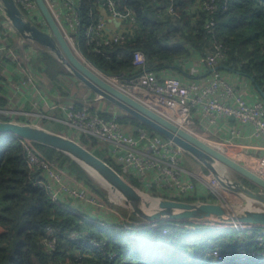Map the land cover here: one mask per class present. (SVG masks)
<instances>
[{
	"label": "trees",
	"instance_id": "1",
	"mask_svg": "<svg viewBox=\"0 0 264 264\" xmlns=\"http://www.w3.org/2000/svg\"><path fill=\"white\" fill-rule=\"evenodd\" d=\"M116 1L122 9L134 11L135 22L123 42L106 45L89 42L86 34L88 26L96 24L101 16L98 0H80L79 5L82 24L75 42L103 73L135 76L140 69L134 64V53L142 50L148 61L146 68L158 71L168 66L194 77L180 67L181 61L205 54L218 42L227 49L220 68L246 76L264 91V0H230L227 9L223 7L225 0H219L216 11L205 8L201 0ZM171 4L174 12L169 11ZM213 20L215 25L210 30L207 24ZM10 42L9 46L14 47V41ZM29 61L58 85L64 76L72 74L42 47ZM61 94L68 97L62 101L75 96L78 109L85 105L76 93ZM6 104L7 100L0 96V106ZM92 109L96 111V107ZM101 114L113 118L108 111ZM118 119L153 129L133 116L119 115ZM21 141L12 134L0 136V225L5 227L0 233V264H264V241L255 232L219 227V223L209 226L196 220H166L153 226L125 211L130 223L139 227L128 231L92 221L53 202L43 188L33 185L34 173L27 164ZM81 142L88 146L92 143L85 136ZM96 142L93 138V144ZM33 144L43 156L57 158L62 167L108 197L106 190L72 157L51 146ZM106 159L120 169L113 160ZM243 180L253 187L250 180ZM131 181L141 187L138 179ZM211 199H215L214 195ZM185 200L194 201L197 197ZM49 226L59 235L58 249L53 253L44 243ZM73 233L78 237L73 239ZM216 249L223 252V258L214 254ZM242 254H246V259L238 261L235 257Z\"/></svg>",
	"mask_w": 264,
	"mask_h": 264
},
{
	"label": "built area",
	"instance_id": "2",
	"mask_svg": "<svg viewBox=\"0 0 264 264\" xmlns=\"http://www.w3.org/2000/svg\"><path fill=\"white\" fill-rule=\"evenodd\" d=\"M15 1L34 23L49 28L37 0ZM201 1L207 9L212 11L219 9V0ZM45 2L60 28L62 25L65 31L76 39V33L82 24L80 0H45ZM98 2L101 16L96 24L88 26L86 30L88 41L99 45L123 42L132 32V24L135 22L134 11L122 9L116 0H98ZM229 6L230 0H225L223 7L227 9ZM169 11H175L173 4L169 6ZM117 22L120 23L118 27L115 25ZM214 25L213 20L208 22L207 27L212 30ZM0 27L12 28L18 36L9 21L1 15ZM20 38L25 42V39ZM31 47L34 49H27L26 54L27 63L30 65L32 54L38 50V47L32 45L29 48ZM96 49L99 50L98 47ZM10 51L14 55L18 54L14 49H0L5 57L9 56ZM226 55L227 49L216 42L214 49L198 56L200 62L198 70L190 69L191 59L182 60L180 67L194 74V77L175 72L168 66L158 71L146 68L148 61L142 50L134 53V64L140 69L135 76L107 75L97 68L122 90L198 137L202 138V135H205L203 140L226 154L235 158L228 153L227 150L230 149L237 151L239 156L245 155V162L242 158L236 159L264 177V96L261 89L253 82L244 85L242 80L230 75L233 71L220 68ZM28 82L35 84V78L28 75L24 83ZM51 106L61 115L56 118L62 120V127L69 126L73 131L78 132L75 139L82 141V137L85 136L92 142L90 146H86L95 152L100 151L97 153L104 159L113 160L120 169L110 164L119 173L130 181L132 178L138 179L141 187L154 193L155 196L181 200L197 197V200H202L200 198L202 195H199V184L207 183L209 177L212 180L216 179L212 172L206 175L203 168L191 170L187 166L189 152L174 140L154 129L120 122L119 115H127L124 111V113L108 111L89 103L78 109L73 98L68 101H53ZM0 107H2L0 114L4 113L9 117L2 112V110L6 111L3 109L6 106ZM92 107H96V111ZM103 111L110 112L113 118L103 116L101 114ZM247 127L251 130L248 137L243 139V132ZM200 129L204 130L205 134H201ZM4 135L6 134H0V136ZM208 137H212L213 140L210 141ZM93 138L97 141L95 144ZM21 140L27 164L34 173L33 185L43 188L53 202L106 226H117L128 231L139 228L130 223L124 213L108 201V197L101 195L86 181L62 167L57 158L49 159L36 149L33 141L23 138ZM240 149L255 150L256 153H252L255 155V161L248 163L246 159L248 153ZM210 189L216 192L213 186ZM198 222H207L209 226L216 225L211 221ZM152 225L157 226L158 222ZM231 227L247 230L249 233L255 232L257 238L264 241V226L246 224ZM58 236L55 228L52 226L47 228L44 243L51 253L58 249ZM77 237L78 234L73 233L72 238ZM214 254L223 258V252L219 249L214 250Z\"/></svg>",
	"mask_w": 264,
	"mask_h": 264
},
{
	"label": "water",
	"instance_id": "3",
	"mask_svg": "<svg viewBox=\"0 0 264 264\" xmlns=\"http://www.w3.org/2000/svg\"><path fill=\"white\" fill-rule=\"evenodd\" d=\"M37 1L49 28H43L29 19L15 0H0V15L9 21L20 37L38 43L51 52L72 74L84 81L101 98L109 100L127 115L138 118L174 140L201 162L202 166H206L226 189L244 198L247 205L236 207L213 200L189 201L154 196L124 177L106 159L81 141L38 123L0 117V134H12L48 145L72 157L109 191L114 200L123 205L114 204L119 210L147 222L196 220L211 221L224 226L246 224L264 226L263 176L113 84L90 60L86 58L82 60L72 49L70 41L61 30L45 0ZM261 92L264 96L262 89ZM218 161L236 170L253 182L258 189L240 180L229 179L219 171ZM112 191L121 195L124 200L113 196ZM140 193L150 197L151 200L147 203L141 202Z\"/></svg>",
	"mask_w": 264,
	"mask_h": 264
},
{
	"label": "rangeland",
	"instance_id": "4",
	"mask_svg": "<svg viewBox=\"0 0 264 264\" xmlns=\"http://www.w3.org/2000/svg\"><path fill=\"white\" fill-rule=\"evenodd\" d=\"M61 28H62L63 32L65 33V35L67 36V39L75 47V50L80 51V53L86 59H88L85 56V54L83 52H81V50L77 47V44L75 42L74 37H72L71 34L68 33V31H65V29L63 28L62 25H61ZM15 37L17 38L18 36L15 35V33L13 32V29L12 28H4V27L1 28L0 27V38H1L0 39V47H1L0 49H12V47H10L9 45L11 44L10 41L13 40ZM18 39H20L22 42H24V40H22L21 38H18ZM24 43L20 44V47H21V45H24ZM38 45L39 44H36V46L38 48H41L42 47V46H40V45L38 46ZM30 49H34V48L31 47ZM9 55H11V59H12V60L10 59L11 61H13V62H17L18 61V64H16V65H19V68L23 72V75H24L23 80L26 79L28 75H31L33 78L37 77L39 81H40V78L43 79V82L46 80V77L43 76V75H41L38 72L28 74V71L26 70V68L23 67L24 65L28 66L29 68L31 67V65L27 63V59H25L24 65L21 67V65L23 64L22 61L19 60V57H21V56H19L18 54L17 55H14L11 51L9 52ZM32 61H34V60H32ZM2 71H3V68L0 65V84H2L1 81H5L1 77L2 75H5L4 74L5 72H2ZM35 71H38L37 67L35 68ZM52 86L54 87L55 91H60V92L65 91V93H67L68 95L71 94V93H78L79 95L86 97V96H88L90 94L91 95L93 94V95L96 96L95 99L97 101L96 103L94 102L95 105L98 106V107H100V108L101 107L104 108L103 107L104 106V103H105L104 100L101 99V97H99L92 90H90L91 88L84 81L79 80L74 74H70L68 76H64L63 79H62V81H61V83H60V85H58L56 83H53ZM59 95L51 96V97L54 98V99H57V97H59ZM60 96L62 98H64V99H68V97L62 96V94ZM7 104L8 105L5 108H3V109H6V111L5 110H2V112H5L12 119H16L17 116H26L27 118H31L30 116H32L33 113H35V112L36 113H39V111H41V112L43 111V108L40 109V107L42 106V103H40L38 100L34 101V103L32 104V108H30L29 112H27L28 111L27 110L28 108H26V106L24 104H22L21 102L18 105L15 102L14 103H11V104L7 103ZM111 105L112 104L109 103L110 108H111ZM0 109H2V107H0ZM112 111H114V112H121V113L123 112V110L120 107H117V106H113L112 107ZM43 113H44V111H43ZM38 118H40V117H38ZM43 119H44V117L42 118V120ZM39 120H40V122H38L39 124H42L44 126H46L45 124H47L49 126H53V127L47 126L50 129H54L55 130L57 128V127H54V123H53L54 121H52L51 119H47V121L44 119V123L45 124L42 123V120L41 119H39ZM56 130H58V128ZM65 130H67V132L71 133L72 134L71 136H73L75 138L77 137V133L78 132L77 131H73L71 129V127L68 126V128L67 129L65 128ZM199 132H201V134H205L204 133V130H202V129H200ZM68 135H70V134H68ZM202 136H203L202 138H205L204 137L205 135H202ZM208 139L210 141L213 140L212 137H208ZM227 151H228L229 154L235 156V158H238V159L239 158H242L243 161L245 160V155L239 156V154H237L238 153L237 151H233V150H230V149L227 150ZM96 152H99L100 153V151H98V150H96ZM187 157H188V160L191 159V161L193 162L194 166H196V169L198 167L199 168H202L203 167L204 173L206 175H208L209 173H211V171L206 166H202L201 165V162H199L198 160H197L198 162L196 160H193V157L191 156L190 153L187 154ZM187 166L189 167V162L187 163ZM217 166L219 168V171L222 172L224 175L228 176L229 179H231V180H240V181L244 182V180H243L244 177L240 173H238L236 170H234L233 168H231L229 166H226L224 163H222L220 161L217 162ZM191 170H193V168H191ZM215 182H218V180L217 179H214V180H212V183H209L207 181L208 184L207 183H202V184L200 183L199 184V195H202V197H200L202 200H213V201H217V202L220 201V202H224V203H226L228 205H233V206H236V207L239 206V205H242V204L243 205H247V201L244 198H242L238 193L231 192V191H229V189H226L224 186H222V187L220 186V188H217L214 185ZM252 183L250 185H252L253 188L258 189V187L254 183L253 184ZM209 184L211 186H213L214 189L216 188L215 189L216 192H213L212 189H210L211 186ZM104 189L108 193V201L111 202V204L113 206H114L115 203H118V205L120 204L121 206H123L120 202H118L117 200H114V198L110 195L109 191L106 188H104ZM142 189L144 191L148 192L144 188H142ZM148 193L154 195V193H151V192H148ZM212 195H214V198L215 199H211L212 198ZM235 258L238 261L243 260V259H246V254H242V255L236 256Z\"/></svg>",
	"mask_w": 264,
	"mask_h": 264
},
{
	"label": "crops",
	"instance_id": "5",
	"mask_svg": "<svg viewBox=\"0 0 264 264\" xmlns=\"http://www.w3.org/2000/svg\"><path fill=\"white\" fill-rule=\"evenodd\" d=\"M115 25L118 27L120 25V23L117 22V24H115ZM18 38H20L19 35L17 38L15 37L13 39L15 45H14V47H12V49H14L18 53V55L21 56V57H19V60L22 61V63H23L21 65V67H22L24 65V61L26 59L27 49H30L29 46L25 47V46H27L26 43L30 42L35 47H37L36 44H38V43H34V42H31V41L26 40V39H25V43H24ZM22 43H24V45H21V47H20V44H22ZM17 49H20V51H18ZM195 55L193 56V58L190 61V66H191L190 69H192V71L198 70V67L200 65V62L197 59L198 56H195ZM10 59H11V55L5 57L0 52V65L3 68L2 72H5L4 73L5 75L1 76L3 78V80H5V81H1L2 84H0V96H3L7 100V103H9V104L15 102L18 105L21 102L22 104H24L26 106V108H28L27 112H29L30 108H32V104L34 103V101L38 100L40 103H42V106L40 107V109L43 108V111H44V113H43V111L42 112L39 111V113H36V112L33 113L32 116H30L31 118H27L26 116H17L16 119L17 120L19 119L21 121L40 122L39 119L42 120V118L44 117V119L46 121H47V119H51L52 121H54L53 122L54 127H57L58 130L60 129L59 131L63 132V129L65 128V127H62L63 122L61 119L56 118V117H60L61 115L58 113V111L56 109H53L51 106V103L53 101L56 102L57 100L58 101L63 100V98L60 96L61 92L55 91L54 87L52 86V84H53L52 81H50L49 78L47 76H45L41 71H39V70L35 71L34 66H31L29 68L28 66L24 65L23 67L26 68V70L28 71V74L38 72L41 75L45 76L46 80L43 82V79L40 78V81H39L38 78L35 77L36 78L35 84L32 83L33 84L32 85L31 83L29 84V82L24 83V81L26 79L23 80V78H24L23 72L19 68V65H16V64H18V61L13 62V61H11L12 59L11 60ZM230 75L235 79L242 80V83L244 85L253 84L249 78H247L244 75H239L238 72H233ZM90 90H92V89H90ZM56 95H59V97H57V99H54L51 97V96H56ZM75 95L77 97H81L83 99V101H85V103H89L92 106H96L95 103L97 101L95 99L96 98L95 95L90 94L86 97L81 96L78 93H76ZM70 98H72V97H70ZM73 98H75V96ZM101 99H103L105 103L107 102L106 104L104 103L103 107L105 109H107L108 111H112V107L114 106L113 103H111L109 100H107L105 98H101ZM109 103L112 104L111 108L109 106ZM7 105L8 104H6V106ZM96 107H98V106H96ZM38 117H40V118H38ZM44 119L42 120V123H44ZM45 125L49 126L47 124H45ZM49 127H53V126H49ZM250 130H251V128L247 127V129L243 132V136H242L243 139H246L248 137ZM64 132L69 134L67 132V130L66 131L64 130ZM249 140L252 141L250 138H249ZM249 140H247V141L249 142ZM240 150H242V152H244V153H248V155H246V159H247L248 163H253L255 161V155L252 154V153H256L255 150H253V149H250V150L249 149H246V150L240 149ZM193 160L197 161V159L195 157H193ZM188 162H189V168L190 169L191 168L196 169V166H194L191 159H189ZM4 231H5V227L0 225V233H2Z\"/></svg>",
	"mask_w": 264,
	"mask_h": 264
},
{
	"label": "bare ground",
	"instance_id": "6",
	"mask_svg": "<svg viewBox=\"0 0 264 264\" xmlns=\"http://www.w3.org/2000/svg\"><path fill=\"white\" fill-rule=\"evenodd\" d=\"M70 44H71V47H72V49L75 51V53L82 59V60H86L85 59V57L80 53V51H78V50H75V47L72 45V43L70 42ZM91 66V65H90ZM73 68V67H72ZM134 91L136 90V89H133ZM201 138V137H200ZM220 147V146H219ZM232 157V156H231ZM234 158V157H233ZM234 159H236V158H234ZM237 161H239L238 159H236ZM240 162V161H239ZM253 169V168H252ZM254 170V169H253ZM208 179V181H210L211 183H212V178L211 177H209V178H207ZM217 188H220V186L222 187L223 185L218 181V182H215V184H214ZM112 193H113V195L115 196V197H117L118 199H120V200H124V198H122L121 197V195H118L116 192H114V191H112ZM139 199L141 200V202H143V203H147V202H149L151 199H150V197H148V196H146L145 194H142V193H140L139 194Z\"/></svg>",
	"mask_w": 264,
	"mask_h": 264
}]
</instances>
